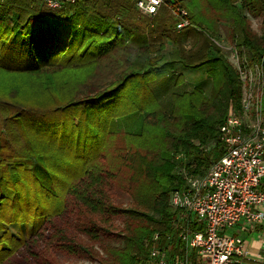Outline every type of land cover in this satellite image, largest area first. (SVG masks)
<instances>
[{"label":"trees","instance_id":"obj_1","mask_svg":"<svg viewBox=\"0 0 264 264\" xmlns=\"http://www.w3.org/2000/svg\"><path fill=\"white\" fill-rule=\"evenodd\" d=\"M236 1L164 0L147 17L130 0H76L59 9L42 0H0V264L60 216L68 196L96 211L161 224L130 230L112 252L117 264H146L145 242L154 233L162 240L175 234L171 192L184 187L186 175L207 172L227 105L240 97L232 65L208 39L216 21L203 10L232 27L250 61L263 51L264 38L262 44L251 34ZM240 1L252 15L264 2ZM174 8L187 10L191 31L201 36L197 46L178 44L167 57L166 43L177 35ZM176 64L207 66L211 93H172L165 110L158 73ZM122 125L127 145L144 155L130 193L134 207L118 210L96 202L87 186L100 181L98 159ZM180 160L186 174L177 170Z\"/></svg>","mask_w":264,"mask_h":264},{"label":"built area","instance_id":"obj_2","mask_svg":"<svg viewBox=\"0 0 264 264\" xmlns=\"http://www.w3.org/2000/svg\"><path fill=\"white\" fill-rule=\"evenodd\" d=\"M76 0H42L59 9ZM142 16L154 17L164 0H130ZM174 29L192 27L188 12L174 8ZM210 41L224 46L214 37ZM239 81L238 103L230 101L218 128L217 152L203 176L186 175L171 192L178 212L175 234L154 233L146 242V264H249L245 239L238 232L258 231L264 243V47L256 61L238 48L231 52ZM195 224V227L192 226ZM259 264H264V260Z\"/></svg>","mask_w":264,"mask_h":264},{"label":"rangeland","instance_id":"obj_3","mask_svg":"<svg viewBox=\"0 0 264 264\" xmlns=\"http://www.w3.org/2000/svg\"><path fill=\"white\" fill-rule=\"evenodd\" d=\"M235 4L247 20L251 34L263 44L264 2L256 4L258 13L255 15L247 10L242 1L237 0ZM203 13L206 18L216 21L215 32L208 33L224 46L221 52L232 65L231 52L237 47V40L232 37V27L207 7ZM191 29L175 32L177 35L167 41L163 51L167 57L177 49L178 44L179 48L187 50L193 44L197 46L200 43L198 40L201 35H194ZM175 38L178 43L174 41ZM207 70L205 65L184 68L176 64L173 71L158 73L157 86L161 91L159 101L163 108L169 110L172 93L200 87L209 95L212 85ZM124 130L123 125L114 130L111 146L98 159L100 181L93 187L87 186L90 189L88 194L96 202L118 210L134 207L130 193L139 182L140 156L144 155V152L127 145ZM183 165L180 160L177 170L186 174ZM85 185V182L80 183L81 188H85ZM168 205L174 210L170 205V198ZM149 225L162 228L159 222L150 223L125 217L120 213L93 210L73 196H68L65 211L46 222L37 236L28 237L26 244L9 258L7 264H117L112 252L122 249L124 236L130 230ZM9 230L17 235L19 227L11 225Z\"/></svg>","mask_w":264,"mask_h":264},{"label":"crops","instance_id":"obj_4","mask_svg":"<svg viewBox=\"0 0 264 264\" xmlns=\"http://www.w3.org/2000/svg\"><path fill=\"white\" fill-rule=\"evenodd\" d=\"M207 93V92H206ZM238 234L245 239L249 264H259L264 260V243L260 239L258 231H241Z\"/></svg>","mask_w":264,"mask_h":264}]
</instances>
